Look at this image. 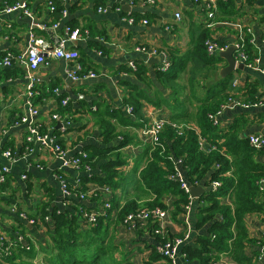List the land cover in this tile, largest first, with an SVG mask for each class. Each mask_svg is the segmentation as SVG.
<instances>
[{"label": "crops", "instance_id": "1", "mask_svg": "<svg viewBox=\"0 0 264 264\" xmlns=\"http://www.w3.org/2000/svg\"><path fill=\"white\" fill-rule=\"evenodd\" d=\"M8 1L15 3L17 0ZM61 2L67 13L60 21V25L53 29L50 26L49 0H32L29 6L36 22L48 27V29H43L37 26L34 30L38 36L51 44L55 36L62 35L66 24L81 28L85 36L77 42L75 47L78 48L86 66L95 70L98 76L74 82L67 73L69 63L48 56L46 63L35 72L36 85L47 92L46 97L36 104L38 112L34 121L39 122L37 125L46 127L48 135L52 136L56 142H61L68 157L85 151L89 146L103 147L101 129L95 124L92 114L87 112V105L105 100L113 107L122 106V97L129 90L131 91L129 85L123 81L136 86L147 96V99L142 101L145 121L155 118L171 120L172 110L161 101L160 104L155 102L161 98L169 99L171 96V89L165 87L156 76V70L162 63L163 55H150L136 48L145 46L164 52L173 49H177L182 54L189 52L197 35L202 29H206L204 6L195 0H155L152 4L147 3L146 0H137L132 5L125 0H61ZM237 3L247 12L244 16L238 17L233 22L217 21L209 29L216 41L231 46L236 41L239 32L233 23L249 25L252 28L253 43L258 51L256 66L245 64L243 69H236L233 72L232 85L236 79L238 80L237 87H241L248 78L250 81L258 80L260 87L257 94H262L264 93V26L259 24L254 12L264 13V0H257L252 7L244 0H237ZM100 7L106 8V11H100ZM132 13L148 14L150 22L144 24L143 18L137 22H130L128 15ZM176 13L181 14L180 19L176 17ZM30 25L31 18L21 12L0 13V54L7 52L19 54L24 51L29 43ZM91 43L99 44L102 48L98 49ZM70 46L74 47L73 44ZM48 49L51 50L52 47L49 46ZM153 59V63H149ZM130 61L144 62L148 65L147 80L140 79L133 74L119 72L120 66ZM226 66V59L217 64V67L214 66L212 70H208L211 67L189 62L187 70L178 82L182 86L191 87L190 78L194 76L198 93H202L205 87L200 83L201 78L205 76L206 82L212 81L217 78L218 70L221 73ZM20 68H22L20 65L0 68V175L3 167L9 168L6 174L7 183L5 182L3 187L0 185V232L13 243H20L21 237L23 238L21 243H28L30 239L35 245L37 254V250L41 251L40 246L47 245V228L22 219L21 212L34 214L42 202H52L54 208L77 215L84 210L95 212H105V210L102 206L103 198L83 199L74 189L92 187L91 185L95 184L93 182L84 184L80 180L87 174L85 171L64 168L61 161L52 154L50 147L38 140L33 141L32 146H29L30 149L23 150L29 123L28 121L23 122L22 118L29 116L27 106L29 94L28 80L25 72ZM53 88H55V95L50 91ZM63 94L72 100L74 107L79 109V113L76 114L72 125L53 127V112L58 108L56 96ZM81 101L87 105L83 107ZM241 115L247 116L249 120L243 134H264V107L227 106L218 115V121L221 123L220 126L225 128ZM58 121L60 120L57 119V124ZM119 130H130L138 136L135 128L119 127ZM120 139L119 137L115 140L114 144L120 142ZM6 144L12 147V160L4 154ZM204 147L205 149L210 148V143L206 142ZM121 151L127 158V165L121 170L129 174V177L122 187L115 191V201L112 202L110 210L111 218L117 216V206H122L127 199L136 197V194L131 197L128 195L133 194L136 189L138 175H133L132 169L143 149L142 146L131 144L122 148ZM260 159L264 161V156ZM179 168L187 178L186 171L181 164ZM92 172L101 174L100 164ZM59 175L73 187L70 194L64 192ZM200 185L205 190L208 189L204 182L197 186ZM174 201V196L165 197L167 207L162 225L171 236L184 239L179 249L180 252L184 245H195L198 235L208 234L209 225L200 229L196 226L200 206L199 197L191 195V203L182 213L175 215ZM259 201L264 202V192L259 197ZM222 202L231 203V199L224 198ZM246 220L250 237L258 240L264 239V214H250ZM24 226L26 230L23 229ZM116 229L117 238L121 237V240L117 239V241L123 243L127 252L129 251L132 264H144L152 255L154 247L156 251L160 247L156 236L148 232L133 231L123 223L118 224ZM20 231H23L25 235L22 236ZM245 253L253 257V264H264V244L258 241L249 243ZM14 254L16 255L13 261L15 264L42 263V259L36 262L38 256L32 259L27 258L25 253L14 252ZM159 263L165 264L166 261L160 260ZM185 263L183 258L179 257L177 264ZM215 264H235V262L230 256L222 255Z\"/></svg>", "mask_w": 264, "mask_h": 264}, {"label": "trees", "instance_id": "2", "mask_svg": "<svg viewBox=\"0 0 264 264\" xmlns=\"http://www.w3.org/2000/svg\"><path fill=\"white\" fill-rule=\"evenodd\" d=\"M51 1L55 5V10L50 13V26L62 20L65 9L61 0ZM244 1L252 7L257 0ZM204 11L207 12L205 8ZM214 12L215 18L204 22L206 29H202L197 35L189 52L182 54L177 49L165 52L158 50L159 53H166L171 59L169 69L161 70L159 65L156 70L157 79L171 89V96L169 99L161 98L155 102L158 104L160 101L163 102L172 110V116L170 123L164 126L157 143H144L132 131L119 130V127H131L138 131L146 123L142 112V101L147 99V96L127 81L123 83L129 85L131 91L129 90L122 97L123 104L120 107H113L105 100L95 101L94 106L81 101L83 107L87 105V112L92 114L95 124L101 129L103 147L89 146L85 151L74 155L81 159V171L85 170L86 165L91 169L90 172L85 171L87 174L80 180L84 184L93 182L110 186L114 191L112 205L115 201L116 189L121 188L129 177V174L121 170L127 165V158L121 149L131 144L142 146L143 152L136 159L132 173L135 176L138 175L135 185L139 186V192L145 195L146 199H142L138 194L135 198L127 199L122 206L116 205L115 218L110 217L111 209L106 208L102 200L105 212H96L95 222L84 217L85 211H95L84 210L77 215L54 208L52 202L40 203L36 213L25 214L29 219H35V225L47 228V245L40 246V250L45 254L41 264H132L129 251L123 248L124 244L115 241L116 227L120 223L125 224L126 216L138 209L150 211L158 207L166 209L165 197L167 196L175 197L174 215L184 211L185 207L191 203V195L182 187L183 181L176 178L180 172L179 161L186 171V180L190 185L197 186L204 182L208 187L199 197L200 206L196 226L200 229L208 224L209 233L198 235L195 245L187 244L181 247L180 256L186 262L185 264H215L222 255L230 256L235 264H253V257L245 253L247 245L257 241L264 244V239L250 237L246 217L250 214H264V202L259 201V197L264 192L260 183L264 178V161L260 159L264 156V147H254L249 142L250 134H243L249 123L247 116L236 117L225 128L220 126V121H216L214 116L233 100L250 105L260 103L264 101V93L257 94L260 87L258 80L250 81L248 78L241 87H237L238 83L234 84L235 86L232 85L234 74L224 77L220 70L216 75L217 78L215 77L216 79L212 81L206 82L205 76L201 78L200 83L205 87L202 93H198L194 76L190 78L191 87L182 86L178 82L187 70L189 62L211 67L208 70H212L214 66L217 67V64L225 61L220 53L211 55L207 50V40L214 38L209 29L212 26L208 24H215L217 21L233 22L247 13L240 7L237 0H218ZM254 14L257 15L259 24L264 26V13L260 14L256 11ZM128 16L133 18L134 22L141 18L146 19L147 23L150 22L148 14L132 13ZM71 27L76 26L72 24ZM243 37L244 40L238 38V41L247 55L245 64L256 66L258 51L253 43V32L245 29ZM91 45L98 49L102 48L99 44L91 43ZM80 61L86 70H89L84 59L80 58ZM132 62L134 67L129 63L123 64L119 72L133 74L147 80L148 65L139 61ZM21 69L24 71L23 68ZM54 89L50 90L53 95H55ZM34 91H37L33 96L36 106L46 97L47 92L38 85L34 87ZM56 98L58 108L53 114H59L61 118H67L74 123L79 109L74 107L70 99L63 104L62 100L68 98L64 94L57 95ZM171 123L181 127H173ZM35 124L39 122L35 121ZM52 125L57 127V119H52ZM40 133L48 134L47 128L40 126ZM27 134L28 131L25 133L26 137ZM199 134L210 143V150L202 149ZM119 137L120 142L114 144ZM32 143L26 139L23 150L31 147ZM58 143L62 146L61 142ZM11 148L10 145H5V150L12 152ZM99 164L101 174L93 173L92 170ZM214 181L221 183L216 190L211 188ZM5 182L0 185L3 187L7 183ZM68 188L71 190L73 187L68 184ZM74 189L80 194L87 192L89 187ZM90 197L103 198V195L98 193ZM224 198H230L231 203H223ZM154 219L151 217V220ZM155 227H158V222L151 221L147 231L144 229L136 231L155 235L160 246L168 240L175 239L167 231L164 236L153 234L151 230ZM23 229L26 230V227L24 226ZM20 233L22 236L25 235L23 231ZM13 245V254L8 258L10 264H15L14 252L25 253L27 258L36 257L35 245L30 239L28 243L15 242ZM160 260H165V264H173L170 258L160 252L159 248L156 251L154 247L152 255L144 264H160Z\"/></svg>", "mask_w": 264, "mask_h": 264}, {"label": "built area", "instance_id": "3", "mask_svg": "<svg viewBox=\"0 0 264 264\" xmlns=\"http://www.w3.org/2000/svg\"><path fill=\"white\" fill-rule=\"evenodd\" d=\"M129 2L131 5L136 2V0H125ZM32 2V0H17L15 3H11L8 0L0 1V13H13V12H21L24 15L31 18V25H30V33H29V43L27 48L22 51L19 54L7 52L0 54V68L1 67H13L20 65L24 69L25 77L28 80V94L29 99H27V106L29 108V116H25L22 118L23 122L28 121L29 126L27 128L28 134H27V141L33 142L34 140H38L42 142L43 144L50 147V150L52 154L61 161L62 166L64 168H73L78 171H81V159L77 157H68L67 151L58 143L55 141V139L52 136H49L48 134H41L40 133V126L35 124L34 117L37 114L36 106L33 102V96L37 91H34V87L37 83V76L35 75V72L38 71L41 66H43L48 56H52L56 59H62L69 63V68L67 70L68 76L70 79L74 82L87 79V78H95L98 76V74L94 70H86V68L83 66V64L80 61L81 55L79 50L75 47L77 42L81 40L85 36V32L78 27H71V25L66 24L64 27V34L63 35H57L54 37V41L50 44L48 41H46L43 37H40L35 32V27L40 26L43 29H48L46 25H40L36 22L35 16L32 13V10L29 6V4ZM147 3H154L155 0H146ZM195 2H200L204 8L207 10L206 13V20H213L215 18V12L214 10L217 8V0H195ZM49 6L51 12L55 10V5L50 0ZM120 10V7H118ZM100 11H106V8H99ZM67 10L66 8L63 10V17L66 15ZM176 17L178 19L181 18L180 13H176ZM130 22H134L133 18H129ZM142 22L144 24H147V20L143 19ZM229 23V22H224ZM214 23H209V26H213ZM238 29V37L236 38V41L231 45L235 47V57L237 62H244L247 58V55L245 51L243 50L242 44L238 41V38H241L244 40V31L245 29L248 32H252V28L249 26H246L244 24L240 23H233ZM60 25V22L54 23L52 25V28L55 29ZM70 44H73L74 47H71ZM207 50L208 52L213 55L216 53H220L221 51L226 50L230 46L225 43H219L214 38L207 40L206 42ZM51 46L52 49L49 50L48 47ZM140 52H145L150 55H163L162 63L160 66L161 70H167L169 69L171 65V59L167 56L166 53H159L156 49H151L145 46H137L136 48ZM102 53V51L100 52ZM129 65L134 67V63L132 61L129 62ZM238 83V80L236 79L234 81V84L236 85ZM69 98H65L62 100L63 104H66L68 102ZM227 106H242L245 108L250 107H264V101H261L257 104H246L245 102H240L237 100L230 101L229 105ZM226 106V107H227ZM221 113V111L218 112L217 115L214 116L215 120L218 121V115ZM54 119H59L62 123V127H68L72 125V122L68 120L67 118H61L59 114H53ZM170 123L169 120L164 118H155L150 119L146 121L145 125L141 127L137 133L144 143H157L160 139L161 133L163 131V128L166 124ZM173 127H181L178 126L175 123H171ZM200 133V131H199ZM200 145L203 150H210V148L205 149L204 145L207 141L206 138L202 137L200 134ZM249 142L251 145L257 148L264 147V134L260 133H252L249 135ZM27 149H30V147H27ZM5 156L9 159H13V154L10 150L5 151ZM179 161V165H180ZM180 170V168H179ZM2 174L0 175V183H3L6 181V174L9 171L8 167H3ZM90 172L91 169L89 166L86 165L85 170ZM26 177V175H24ZM176 178L183 181L182 187H184L187 191H189L190 184L187 182L184 174L180 171ZM59 179L61 180L62 186L64 188V192L66 194H70L71 190L68 188L67 182L61 178V175H59ZM186 180V181H185ZM261 187L264 188V178L260 181ZM219 181H214L211 185V188L217 189L220 186ZM92 187H89L87 192H82L79 194L81 198H87L92 195H98L100 193L103 195V203L104 206L108 209L112 208L111 205V199L113 197V189L110 186H102L99 184L91 185ZM166 214V209H163L161 207L156 208L153 211L146 210V209H138L125 218V225L133 231L144 229L148 230L150 222L157 221L158 227L153 228L151 231L153 234H159L164 236L166 233V230L164 229L162 222L164 220V216ZM20 217L22 219H25L27 222L34 224L35 219H29L26 214L23 212L20 213ZM84 217L88 218L90 221L95 222L96 221V212H84ZM151 217H154V220H151ZM20 241H23V238H20ZM184 239L183 238H175L173 240H168L165 243H163L159 250L160 252L171 259L173 264H177V261L180 256V246L183 244ZM7 242V243H6ZM6 243V245H5ZM13 243L12 241H9L6 236L0 232V264H10L8 258L12 256L13 252Z\"/></svg>", "mask_w": 264, "mask_h": 264}, {"label": "water", "instance_id": "4", "mask_svg": "<svg viewBox=\"0 0 264 264\" xmlns=\"http://www.w3.org/2000/svg\"><path fill=\"white\" fill-rule=\"evenodd\" d=\"M220 55L227 60V66L221 70V75L224 77L233 73L236 69H243L245 67L244 62H239V63L237 62L235 57L234 46H230L226 50L221 51ZM153 61L154 59L150 60L149 63H153ZM57 127H62V123L60 121H58ZM189 192L194 197H200L202 194L206 192V190L201 185L200 186L190 185Z\"/></svg>", "mask_w": 264, "mask_h": 264}, {"label": "rangeland", "instance_id": "5", "mask_svg": "<svg viewBox=\"0 0 264 264\" xmlns=\"http://www.w3.org/2000/svg\"><path fill=\"white\" fill-rule=\"evenodd\" d=\"M139 186H137L136 185V189H135V191H134V193L133 194H130V195H128L129 197H131V196H134V194H136V195H140V197L142 198V199H146V196L145 195H142L140 192H139ZM42 226V225H41ZM42 227H45V226H42ZM118 237V235H117V232H116V238H115V241L116 242H118L117 241V239L118 240H121L120 238V236H119V238H117ZM130 244V243H129ZM124 249H125V245H124V247H123ZM126 251H127V249H125ZM38 252H40V253H38ZM36 256H38V258L36 259V262H39L41 259H42V261H43V259H44V256H45V254L42 252V251H39V250H37V254H36Z\"/></svg>", "mask_w": 264, "mask_h": 264}]
</instances>
